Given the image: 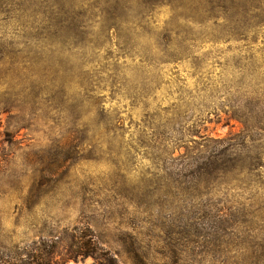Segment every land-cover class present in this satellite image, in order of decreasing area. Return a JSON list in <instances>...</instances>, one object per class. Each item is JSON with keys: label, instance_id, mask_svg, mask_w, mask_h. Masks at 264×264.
I'll return each mask as SVG.
<instances>
[{"label": "rangeland", "instance_id": "1", "mask_svg": "<svg viewBox=\"0 0 264 264\" xmlns=\"http://www.w3.org/2000/svg\"><path fill=\"white\" fill-rule=\"evenodd\" d=\"M87 225L107 258L67 262ZM33 262L264 264V0H0V264Z\"/></svg>", "mask_w": 264, "mask_h": 264}, {"label": "trees", "instance_id": "2", "mask_svg": "<svg viewBox=\"0 0 264 264\" xmlns=\"http://www.w3.org/2000/svg\"><path fill=\"white\" fill-rule=\"evenodd\" d=\"M80 236L81 237L79 238L78 251L74 252L75 256H72V258H68V259L65 258L67 262L72 259L78 261L80 257H82L83 259L94 257L96 260H99L100 257H105L104 259L107 258L106 256L98 255V252L103 250L101 249L99 243L97 242L98 241L97 237H95L91 228L88 225L86 226V228L84 229L83 233H81ZM108 261L113 263L111 260ZM31 264H47V263L33 262Z\"/></svg>", "mask_w": 264, "mask_h": 264}]
</instances>
